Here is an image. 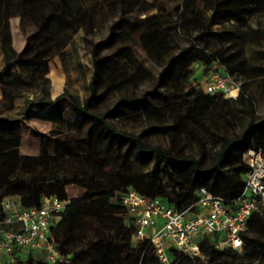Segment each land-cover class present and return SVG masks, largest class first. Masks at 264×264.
Segmentation results:
<instances>
[{
	"label": "trees",
	"instance_id": "trees-1",
	"mask_svg": "<svg viewBox=\"0 0 264 264\" xmlns=\"http://www.w3.org/2000/svg\"><path fill=\"white\" fill-rule=\"evenodd\" d=\"M11 2L0 0V41L5 61L0 69L3 95V101H0V182L7 184L25 207H39L46 196H57L68 205L63 219L52 228L62 261L49 263L32 254L24 256L15 252L10 259L5 258L3 264H73L76 257L93 252L95 255L90 264H160L152 244L141 241L135 245V228L129 223L128 209L119 193L133 188L148 199H161L179 209L196 208L201 188L222 197L228 206L241 197L245 175L249 171L244 155L250 149L264 152V118L260 121L252 119L243 132L223 138L216 159L207 165L194 155H182L174 152L172 147L145 142L141 134L121 129L110 120L115 110L97 112L91 110V105L106 84L120 88L126 82L138 85L144 80L149 81L150 86L142 95L136 91L122 93L119 101L149 117L155 114L162 118L155 110H165V115H170L174 121L165 130L175 145L189 124L201 125L206 115L232 101L224 99L222 94L206 93L201 78H208L216 67L223 68L233 78L247 74V62L238 61V53L216 52L210 48L209 36L213 34V27L233 20L246 21L264 11V0H182L174 9L170 8L168 0H102V6L117 8L120 15L111 24L105 40L99 43L90 41L94 68L91 94L85 101L69 89L52 100L48 87L39 81L49 82L45 79L50 72L49 56L60 44L64 45V41H56L62 27L72 28L78 22L92 21V10L86 6V0H16L22 18L28 17L36 22L37 34L47 36L35 46L31 39H27L21 52H17L13 45L9 18ZM202 5L211 11L208 19L202 17ZM139 12L147 16L143 17ZM55 25L62 26L56 29ZM180 25L185 27L190 44L176 52L171 31ZM122 37L130 43H119ZM137 44L160 67L157 74L133 52ZM105 50H114L115 53L111 57H101ZM19 63L36 66L27 75L30 82L37 84L48 96L43 94L33 98L20 89L30 82L24 74L11 72ZM196 64L202 67L199 78L195 77ZM256 70L259 72L255 77L263 79L264 67ZM63 98L72 102L78 114L75 128L82 130L90 126L86 142L79 151L64 144L53 155L47 148L42 149L40 156L22 154L21 126L36 108L54 106ZM219 101L222 104L219 105ZM237 101L249 106L251 114L255 112V103L247 97V85L242 86ZM119 144H128L138 156L153 157L162 163L171 187L163 181L162 173L147 175L124 170V165L120 164ZM81 157L88 162L89 168L81 165ZM72 164L77 169L62 174V170ZM70 184L82 187L85 194L79 198L69 197L66 187ZM4 216L0 208V219ZM263 216L260 209L250 217L248 228L242 234V251L218 250L210 238L204 239L201 246L208 264L227 255L235 258L236 264H255L257 259L264 264V259L258 255L264 253V240L253 236L258 226L264 232ZM79 225L105 227L106 230L104 234L84 240L76 249L72 244ZM243 251L245 255H241ZM187 262L202 264L199 258L178 255V264Z\"/></svg>",
	"mask_w": 264,
	"mask_h": 264
},
{
	"label": "rangeland",
	"instance_id": "rangeland-1",
	"mask_svg": "<svg viewBox=\"0 0 264 264\" xmlns=\"http://www.w3.org/2000/svg\"><path fill=\"white\" fill-rule=\"evenodd\" d=\"M101 1L86 0V6L92 10L93 19L90 22L92 23L91 25L89 22H78L72 28L63 26L58 33L56 41H64V45L60 44L49 56L51 60L49 62L50 72L45 76V79H48L49 82L47 83L43 79L39 81L43 86L48 87L52 100L61 95L65 89H69L73 94L78 95L82 101H85L91 94L90 83L93 77L94 65L90 41L99 43L105 40L109 36L111 24L120 15L117 8L104 7L101 5ZM181 1L168 0L171 9L179 5ZM9 6L13 45L17 52H21L24 49L27 39H31L34 46L41 44L47 39V36L37 34L38 27L36 22L28 17L22 18L16 8V0H12ZM141 12L138 14H142L143 17L147 16ZM151 14H154V12ZM201 14L204 19H208L211 11L205 5H202ZM55 26L57 29L62 25H59L60 27ZM184 30L185 27L180 25L171 31L176 52L190 44V38ZM209 37L211 39L209 44L212 50L216 52L226 51L228 54L232 52L238 53V61L246 60L248 65L246 76H241L240 78L237 75L235 76L236 79H234L241 89L243 85H247V97L252 99L256 106L253 114H251L249 106H244L237 101L239 96L235 99L223 95L224 99L232 101L224 105H220L222 102L219 101L220 107H217L211 114L206 115L201 125L189 124L188 128L184 129L180 138L173 145L171 136L165 129L166 127H171L174 121L170 115H165V110L160 108L155 110L156 113L162 115V118L154 116L155 114L149 117L140 113V110L131 108L119 101L122 93L136 91L137 94L142 95L149 88V81L144 80L138 85L126 82L120 88L109 87L106 84L100 90L99 97L92 101L91 110L102 113L115 110L111 113L110 120L119 128L135 134H141L143 140L147 143L159 144L165 148L172 147L174 152L182 155H194L205 164H211L216 159V154L223 138L243 132L252 119L260 121L264 118V78L255 77L259 72L256 69L264 67V11L248 18L244 22L233 20L214 26L213 34ZM122 42L129 44L130 40H124L122 37L119 43ZM132 50L148 69L154 74L158 73L160 67L147 57L139 44L135 45ZM114 53V50H105L101 57H111ZM4 63V53L0 41V69L4 66ZM34 67L36 66L31 63H19L11 69V72L24 74L28 82H30L27 73L32 71L31 69H34ZM194 67L195 77L199 78L202 67L200 64H196ZM222 71L227 74L223 68ZM251 75L252 78H249ZM207 80L208 78L200 79L202 87L205 86ZM1 85L2 82H0V101H3ZM20 89L33 98L40 97L43 94L48 96L41 91L37 84L31 82L22 85ZM77 119L78 114L68 98L58 100L54 106L36 108L31 118L21 126L23 135L21 153L40 156L42 149L47 148L50 155H53L55 150L58 147L61 148L64 144L71 146L73 151H79L81 145L88 139L90 126L77 130L74 126ZM118 151L122 154L120 164L124 165V170H134L147 175H153L154 172L162 173L163 181L167 186L171 187V180L165 172L166 169L157 159L138 156L130 149L128 144H119ZM83 155L84 151L82 150L81 156ZM81 158L83 159V157ZM81 165L89 168L88 162L84 159ZM76 169L75 165H68L62 170V174H69V172H73ZM176 176L178 177L179 175ZM66 190L71 198L82 197L86 192L85 189L75 184L68 185ZM13 196L9 186L0 182V208L6 198ZM261 212L264 215V208L261 209ZM105 230V227L94 228L92 226L79 225L72 246L79 249L83 245L84 240L104 234ZM253 236L257 240H264V232L260 226L253 231ZM94 255V252L92 254H82L76 257L73 264H90ZM241 255H245V251L241 252ZM258 255L264 259V253ZM200 260L202 264H208L206 254ZM260 263L259 259L255 261V264ZM187 264L193 263L187 262ZM213 264H236V260L232 256L227 255L219 258Z\"/></svg>",
	"mask_w": 264,
	"mask_h": 264
},
{
	"label": "built area",
	"instance_id": "built-area-1",
	"mask_svg": "<svg viewBox=\"0 0 264 264\" xmlns=\"http://www.w3.org/2000/svg\"><path fill=\"white\" fill-rule=\"evenodd\" d=\"M206 93L237 98L240 85L222 68L216 67L203 87ZM249 171L241 197L231 205L224 199L200 190V200L193 206L179 209L161 199H148L133 188L119 193L128 209V219L137 245L148 241L155 248L160 264H178V255L204 258L201 243L210 238L218 249L242 251V234L252 214L264 208V152L250 149L244 155ZM68 202L57 196H46L39 207H25L19 196L6 198L0 219V264L16 252L32 254L49 263L62 261L52 233L66 212Z\"/></svg>",
	"mask_w": 264,
	"mask_h": 264
}]
</instances>
